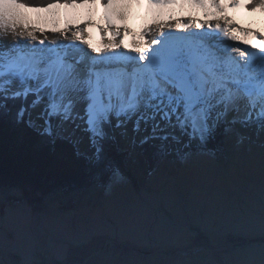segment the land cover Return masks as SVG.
Instances as JSON below:
<instances>
[{"label": "snow or ice", "instance_id": "1", "mask_svg": "<svg viewBox=\"0 0 264 264\" xmlns=\"http://www.w3.org/2000/svg\"><path fill=\"white\" fill-rule=\"evenodd\" d=\"M140 3L0 0V30L16 36L0 37V124L30 131L46 143L67 144L88 165L92 186L108 195L131 186L128 170L145 148L158 162L209 155L218 137L264 143V39L252 43L247 33L233 34L236 26L227 17L219 22L229 7L264 13V0H144L155 28L142 29L126 51L123 35L130 31L132 7ZM97 4L105 21L98 27L108 38L94 47L85 37ZM46 29L68 43L38 39L36 33L44 36ZM114 145H122L123 160L113 155ZM204 180L235 190L240 223L258 240L230 253L207 245L189 254L182 195L170 188L130 201L85 203L72 218L56 208L38 209L18 188L0 181V264H68L70 248L97 232L111 239L144 233L180 253L154 264H264V152L255 172ZM201 208L214 229L216 200L209 196ZM90 264L131 262L104 254Z\"/></svg>", "mask_w": 264, "mask_h": 264}, {"label": "rangeland", "instance_id": "2", "mask_svg": "<svg viewBox=\"0 0 264 264\" xmlns=\"http://www.w3.org/2000/svg\"><path fill=\"white\" fill-rule=\"evenodd\" d=\"M141 2L144 3V0ZM230 8L226 9L222 15L230 14L234 9H239L247 16L253 13L244 7ZM93 10L95 11L96 8L94 7ZM97 10L102 12L103 8L99 5ZM238 20L235 19L237 24ZM214 21L211 22L214 23ZM60 26L63 28L62 22ZM242 27L246 28L247 25H242ZM2 31L0 30V33ZM46 31L48 30L46 29ZM52 35H56V33L45 32L41 39L47 41V36ZM224 142L223 154L215 145V151H211L209 155H198L191 160L162 158L157 162L152 176L148 175L149 163L140 155L139 162L128 170L131 179L129 188L108 195L102 189L94 188L90 178L88 187H84L80 194L71 196L68 201L58 191L48 194L45 198L43 196V209L40 210L47 211L56 208L59 212L74 218V214L85 203L96 205L113 197L117 200L130 201L141 193H152L162 188H170L182 195L181 220L186 218L189 222L187 240L192 245V248L188 249V253L192 254L196 246L207 245H215L222 253H230L235 248L258 240L259 236L258 234H248L240 223L243 218L242 209L237 199L234 198L235 190L225 186H210L204 178L227 173L244 175L249 170L257 171L261 154L264 152V143L256 138L252 142L246 141L240 144L234 140L224 139ZM114 148L118 153L123 152L122 145H114ZM25 152L26 147L22 146L18 139L14 140L9 147L10 155L13 153L24 154ZM147 152L149 151L147 150ZM23 188L18 187L22 193ZM40 195L41 192L38 193V198ZM209 196L216 200L217 223L214 229L207 226L205 217L202 215L201 206ZM48 242L51 243L52 239L50 238ZM104 254H111L116 258L129 261L131 264H154L159 260L175 259L180 253L173 244L144 233L129 232L119 238L111 239L108 234L97 232L91 239H85L71 247L66 260L68 264H90Z\"/></svg>", "mask_w": 264, "mask_h": 264}, {"label": "trees", "instance_id": "3", "mask_svg": "<svg viewBox=\"0 0 264 264\" xmlns=\"http://www.w3.org/2000/svg\"><path fill=\"white\" fill-rule=\"evenodd\" d=\"M23 2L46 5L52 0H23ZM16 139L26 147V152L10 155L9 147ZM215 145L222 153L225 147L224 138L218 137L213 141L209 145L211 151H215ZM144 150L141 155L149 163L148 171H150L156 168L157 161L150 159V148ZM112 153L121 160L126 155L124 151L116 152L114 146ZM90 178L86 162L77 158L67 144L46 143L30 131L16 128L8 123L0 124V181L16 188L24 187L22 189L24 198L38 209H43V196L45 198L48 194L57 191L67 201L70 200L71 196L80 194L84 187H88ZM40 192L41 195L38 198Z\"/></svg>", "mask_w": 264, "mask_h": 264}, {"label": "bare ground", "instance_id": "4", "mask_svg": "<svg viewBox=\"0 0 264 264\" xmlns=\"http://www.w3.org/2000/svg\"><path fill=\"white\" fill-rule=\"evenodd\" d=\"M98 4L95 6L96 10H93V16L92 21L93 23L89 27L90 36L86 34L87 39L90 40V42L93 44L94 47H99L102 42H105L107 40V34H102L98 26H105V21L103 19V11H98ZM230 8V7H229ZM228 9V8H227ZM232 9V8H230ZM102 13V14H100ZM101 15V16H99ZM221 15L220 23H224V17H227L229 24H234L236 27L233 29V34L244 37V34L247 33V38L252 40V43L258 44L260 42V39H264V14L260 12H255L250 14L249 16L245 15L240 11L239 9H234L232 13ZM202 17V16H201ZM137 18V19H136ZM186 19V17H184ZM235 19H239L237 22H235ZM102 22V25H101ZM217 21H214L213 24H215ZM169 23H174V21H169ZM242 25H247V27H242ZM128 29L130 30L127 35H123L124 30L121 28V34L123 35L124 39V50H131L132 48V42L134 40L139 39V32L142 29H152L154 30L155 26L151 24L150 18L148 17L147 11H146V4L140 3V5L136 6L134 5L131 9V16L127 22ZM61 27V26H60ZM80 27L82 28L83 25L81 24ZM243 30V31H241ZM21 29L17 28L16 32H20ZM49 32V31H46ZM52 33V32H51ZM254 34L259 37V39L254 38ZM37 38L41 39V35L39 33H36ZM49 35V34H48ZM57 35V34H56ZM47 36V41H62L63 43H68L67 40H64L63 37H61L59 34ZM0 37H6L8 40L16 39V36L12 34L11 29L8 30V32H5L4 30L0 33ZM151 35L149 34L146 39H150ZM24 39L27 40L25 37ZM29 42V41H28ZM234 43L232 41H228V43ZM239 43V42H236ZM240 47H245L242 43L240 44Z\"/></svg>", "mask_w": 264, "mask_h": 264}]
</instances>
